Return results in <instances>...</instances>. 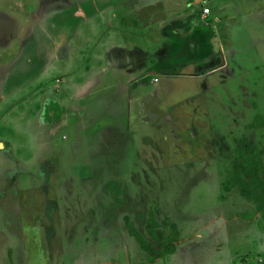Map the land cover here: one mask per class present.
Here are the masks:
<instances>
[{
  "label": "rangeland",
  "instance_id": "rangeland-1",
  "mask_svg": "<svg viewBox=\"0 0 264 264\" xmlns=\"http://www.w3.org/2000/svg\"><path fill=\"white\" fill-rule=\"evenodd\" d=\"M105 5L0 0V264H264L260 214L241 218L255 207L239 189L222 199L237 139L264 155V128L249 127L264 115V0ZM186 18L211 31L226 69L195 80L182 67L125 103L134 74L105 77L107 40L123 44L128 25L164 53L161 27ZM153 208L181 242L149 263L126 222L151 241Z\"/></svg>",
  "mask_w": 264,
  "mask_h": 264
},
{
  "label": "crops",
  "instance_id": "crops-1",
  "mask_svg": "<svg viewBox=\"0 0 264 264\" xmlns=\"http://www.w3.org/2000/svg\"><path fill=\"white\" fill-rule=\"evenodd\" d=\"M169 20H173V18ZM193 22V24H189V22L187 24L186 18L185 22L181 20L179 23L176 22V24L166 23L167 25L165 27H161L159 35H162L166 40H173L174 42L172 45H166L167 47H165L164 53H162V50H158L157 52L155 50L154 53L147 52V50L141 49V46L135 44V42L130 41L131 39L133 40L136 31L135 29L131 32L128 31V25L124 27L123 31L120 29V32L116 33L117 36L123 33V39L126 40V43L120 44L118 42L115 46L111 44V42H113L112 40H107L108 46L106 47L107 50H105V77H107L109 73H113V71L117 76H121L120 74L125 73L134 74L129 81L120 84V87H122L124 91L129 92L125 95V103H127V101L136 103V98L133 97L132 91L137 95L140 94L139 90L142 86H147V84L149 86L156 85L153 81L154 78L163 76L162 78L164 79V76H166L168 78L166 81H169L170 85V80H172L170 76L176 75V73L179 72L178 69L182 67H185L187 71H189V73L185 75V79L195 80L203 79L206 76L217 74L219 71L226 69L227 55L225 51L223 52L222 48L220 50H215L214 38L210 34L211 31L205 27H199V24H195V20ZM139 25L140 24H138V26ZM136 26L134 27L136 28ZM127 31L129 32L128 34ZM112 33H109V38L113 39ZM180 43H183L181 46L182 49L178 47ZM186 53L190 54V56L186 55ZM177 58L179 59L178 61H172ZM158 59H161L162 63H159ZM223 62H225V65H223ZM164 65L166 66L164 67ZM190 65H192L191 68ZM207 65H215V70L214 68L212 70L203 69ZM142 71H146L143 80H141ZM108 80H110V78ZM163 88L166 87L163 86ZM108 93H110V91L107 92V94Z\"/></svg>",
  "mask_w": 264,
  "mask_h": 264
},
{
  "label": "trees",
  "instance_id": "trees-1",
  "mask_svg": "<svg viewBox=\"0 0 264 264\" xmlns=\"http://www.w3.org/2000/svg\"><path fill=\"white\" fill-rule=\"evenodd\" d=\"M252 129L264 128V115L257 114L249 126ZM235 157L230 167L226 170V177L222 183V199L234 189H239L240 195L252 203L254 212L242 214L241 218L254 222L260 214L259 224L264 226V155L260 146L254 144L246 137L237 139L234 149ZM223 176V174H222ZM160 211L153 208L149 213L147 231L152 240L148 241L127 220L128 232L139 243L141 250L147 253L148 262L154 263L159 259H166L176 253L177 245L181 242L180 228L174 222L167 220L160 223Z\"/></svg>",
  "mask_w": 264,
  "mask_h": 264
},
{
  "label": "flooded vegetation",
  "instance_id": "flooded-vegetation-1",
  "mask_svg": "<svg viewBox=\"0 0 264 264\" xmlns=\"http://www.w3.org/2000/svg\"><path fill=\"white\" fill-rule=\"evenodd\" d=\"M105 2H106V5H105V9L106 8H109V7H112L113 5H114V3H118L119 2V0H105ZM134 3V4H133ZM118 5L119 4H116L115 5V7H118ZM134 5V6H133ZM135 5H138L137 3H136V1H134V2H132V7H135ZM153 5V4H152ZM151 4H147V6H144V8H146V7H148V9H151V7L150 6H152ZM114 7V6H113ZM136 7H138V6H136ZM141 7V6H140ZM152 9H153V7H152ZM151 9V10H152ZM172 12H173V10H171ZM139 14H140V17L141 18H143L142 17V11L140 10V12H139ZM115 15V14H114ZM113 17H115V18H117V15H115V16H113ZM173 17L171 16V19H172ZM182 18H184V15L182 14ZM106 21V20H105ZM107 22V21H106ZM111 23H112V21H110ZM164 22H166V23H168L169 22V20H165ZM183 23V22H182ZM117 24V23H116ZM148 24H149V22H148ZM150 24H152V22L150 23ZM188 24V23H187ZM116 28V27H115ZM118 29V28H117ZM118 32H120V31H118ZM117 36V35H116Z\"/></svg>",
  "mask_w": 264,
  "mask_h": 264
},
{
  "label": "built area",
  "instance_id": "built-area-1",
  "mask_svg": "<svg viewBox=\"0 0 264 264\" xmlns=\"http://www.w3.org/2000/svg\"><path fill=\"white\" fill-rule=\"evenodd\" d=\"M208 12V11H207Z\"/></svg>",
  "mask_w": 264,
  "mask_h": 264
}]
</instances>
